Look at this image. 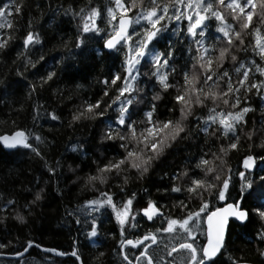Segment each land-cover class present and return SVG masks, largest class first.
<instances>
[{
    "label": "snow or ice",
    "instance_id": "obj_1",
    "mask_svg": "<svg viewBox=\"0 0 264 264\" xmlns=\"http://www.w3.org/2000/svg\"><path fill=\"white\" fill-rule=\"evenodd\" d=\"M46 10L49 27L58 17L75 25V38L59 42L70 55L53 57L54 63L36 27ZM97 41L96 55L106 51L119 67L97 79L95 97H75L79 84L66 90L58 81L88 59ZM0 87L9 97L23 89L15 106L8 105L12 127L0 133V144L27 150L47 173L31 186L11 181L0 191V225L11 220L27 229L53 191L60 202L74 192L64 215L93 241L88 264H111V256L118 264H253L243 250L230 248V238L233 224L256 221L249 243L264 264V0H7L0 5ZM250 97L259 103L253 106ZM257 110L260 119L250 121ZM26 111L32 128L17 126ZM44 126L51 133L92 131L95 149L85 151L78 141L66 146L93 156L87 170L65 156L48 158L56 137L36 131ZM157 173L166 181L156 188L163 199L137 200L129 185ZM83 192L93 195L75 198ZM105 221L116 226L107 233L116 240L111 253L94 242ZM9 245L17 264H49L41 253L85 264L78 237L70 251L20 237L0 242V249Z\"/></svg>",
    "mask_w": 264,
    "mask_h": 264
},
{
    "label": "trees",
    "instance_id": "obj_2",
    "mask_svg": "<svg viewBox=\"0 0 264 264\" xmlns=\"http://www.w3.org/2000/svg\"><path fill=\"white\" fill-rule=\"evenodd\" d=\"M7 2V0H0V5ZM43 3V0H33V3ZM76 0H59V3L68 4L75 3ZM33 16L36 15L35 11H32ZM29 18L28 10L25 12L24 21ZM20 21V23H24ZM61 21H65L61 23ZM16 22V18H14ZM52 22L51 14L46 10L42 21L36 25L40 31L41 37L44 40L45 51L48 54V60L52 63L53 57L59 58L61 56L70 55L69 52L59 47L61 38H75V25L66 22V18H56V23L49 27ZM23 35V30L21 31ZM19 43V40L17 41ZM55 46V47H54ZM90 50L88 52V59L80 63L79 67L70 66L73 68L71 72L65 74V76L58 81V86L62 89H75V85L79 84L80 88L75 91V97H95L100 89L101 85L97 83V79L109 74V69L116 70L119 67V61L115 57H110L107 52L103 56H97L94 49L100 48V42H92L89 45ZM115 66V67H114ZM30 76L31 73H28ZM16 77L10 76L9 80L14 81ZM72 80L74 83H70ZM11 91V90H9ZM23 89H16V95L6 96V90L0 87V100L4 103L0 104V133L11 130V125L7 122L9 116L8 105L11 102L15 106V101L19 99ZM46 100H51V93L46 91L44 93ZM74 102V101H73ZM250 103L256 106L259 102L255 98L250 97ZM26 109L28 105L25 106ZM11 116L15 117L16 113H11ZM249 120L260 119L259 110L255 113H249ZM17 126L32 128L31 119L27 115V111L20 114V118L16 121ZM36 131L41 135L51 138L53 135L56 137L54 146L51 149L46 150V154L50 160H54L57 157L65 156L68 158V162L75 160L81 164V168L87 170V165L90 163L93 156L90 154L87 158L66 151V146L74 142H80L85 145V151L95 149L96 144L93 140V133L91 130L85 128L71 132L66 129H61L58 132L51 133L47 131V126L37 127ZM91 141V143H90ZM258 153L261 151L256 150ZM180 157L174 158L170 161L171 167H174L179 163ZM233 166H236V161H233ZM170 170V169H169ZM11 171L12 176L9 184H4V178L8 176ZM71 175L70 173L68 174ZM40 176L41 179L47 178V173L43 172L41 164L38 159L31 157L27 154V150L18 149L16 151L8 152L0 144V191H8L11 187V181L22 182L23 184L30 185V181L34 177ZM166 181L160 180V173L155 176L146 179L140 183H134L129 185V190L137 191V200H141L144 197L150 195L153 199H163L162 194L156 190L157 186ZM63 181L61 182V186ZM238 186V185H237ZM73 189L75 186H72ZM148 188V193L143 192V188ZM26 195V194H25ZM75 193H69L65 196L64 201L60 202L59 198L56 197L55 192H52L51 197L45 203L43 208V214L35 217V223L31 224L29 228L22 229L21 226L17 225L15 221H7L5 225H0V242L7 243L9 240H15L16 237H20V242L26 238H33L40 242L43 246L58 249L60 251H70L73 243V238L79 240V249L82 253V257L85 264H88L90 255L96 251L92 248V240L86 239L83 233H77V227L71 220V218H65L64 208L70 206L73 201ZM93 194L90 192H83L76 196V199L83 200L86 197H90ZM249 207L255 204V200H246ZM147 227V225H146ZM259 227V222L256 221L254 224L247 227L240 226L239 224H233L231 226V238L230 248L235 251L243 250L248 257L253 261V264H258L259 258L254 254L253 248L249 241L255 235L256 229ZM115 222L105 221L102 225V234L100 237L95 239V243L98 244L106 253H111L116 246V240L107 237V233L115 232ZM15 251L13 245L5 249H0V264H17L16 258L12 253ZM33 255H37L36 250H30ZM40 255H46L49 260V264H73L74 258L69 256L59 257L52 253H41ZM5 256V257H1ZM10 257V258H7ZM111 264H118V258L115 256L110 257Z\"/></svg>",
    "mask_w": 264,
    "mask_h": 264
},
{
    "label": "water",
    "instance_id": "obj_3",
    "mask_svg": "<svg viewBox=\"0 0 264 264\" xmlns=\"http://www.w3.org/2000/svg\"><path fill=\"white\" fill-rule=\"evenodd\" d=\"M1 146L4 148V146L1 144ZM6 151L8 152H12V151H16L18 149H15V150H11V149H7V148H4ZM1 257H5V256H1ZM7 258H10V257H7ZM11 259H15V257H11Z\"/></svg>",
    "mask_w": 264,
    "mask_h": 264
}]
</instances>
